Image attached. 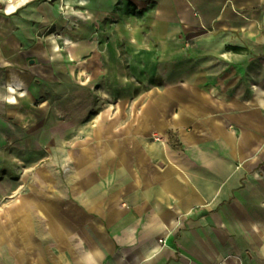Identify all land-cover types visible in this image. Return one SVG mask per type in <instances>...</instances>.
<instances>
[{
	"label": "crops",
	"instance_id": "obj_1",
	"mask_svg": "<svg viewBox=\"0 0 264 264\" xmlns=\"http://www.w3.org/2000/svg\"><path fill=\"white\" fill-rule=\"evenodd\" d=\"M136 4L161 27L163 59L203 56V70L111 93L91 130L55 140L56 172L40 165L0 205V264H264V53L229 49L217 28L236 12L264 52V0ZM10 86L0 73L13 114Z\"/></svg>",
	"mask_w": 264,
	"mask_h": 264
},
{
	"label": "rangeland",
	"instance_id": "obj_2",
	"mask_svg": "<svg viewBox=\"0 0 264 264\" xmlns=\"http://www.w3.org/2000/svg\"><path fill=\"white\" fill-rule=\"evenodd\" d=\"M80 1L28 0L7 14L9 0H0V73L16 69L18 77H31L37 93L31 100L14 86L13 114L0 96V205L35 182L40 165L56 172L52 143L91 130L97 112L109 105V94L133 100L172 82L194 81L203 70V56L162 58L161 27L145 17L136 0ZM245 27L244 17L230 9L217 25L227 46L248 58L263 55L245 37ZM51 35L58 50L52 49Z\"/></svg>",
	"mask_w": 264,
	"mask_h": 264
},
{
	"label": "bare ground",
	"instance_id": "obj_3",
	"mask_svg": "<svg viewBox=\"0 0 264 264\" xmlns=\"http://www.w3.org/2000/svg\"><path fill=\"white\" fill-rule=\"evenodd\" d=\"M28 2V0H20V2L17 4L15 2V0H9V2L6 4L5 6V12L7 14H12L14 12L17 11L18 6L20 5H24ZM87 3L86 0H81L79 2L80 5H85ZM49 42L50 44H52V49L53 50H58V44L56 43V40L54 38V36H49ZM67 43H70L67 39ZM42 52H44V50L42 49ZM6 78L7 81L13 82L15 84V86H19V89L24 88V91L26 93H28V95L30 96V98H32V100H35L37 98V96L34 94V92L32 91V89L28 86V82L26 80H24L22 77H18V72L16 69H7L6 71ZM8 89L10 90V92L13 91V88L10 86L8 87ZM20 94H22V91H20ZM10 100L14 98V96L10 95L9 96ZM15 102V101H13Z\"/></svg>",
	"mask_w": 264,
	"mask_h": 264
},
{
	"label": "trees",
	"instance_id": "obj_4",
	"mask_svg": "<svg viewBox=\"0 0 264 264\" xmlns=\"http://www.w3.org/2000/svg\"><path fill=\"white\" fill-rule=\"evenodd\" d=\"M229 49H232V50H234V51H236V52H239L240 50H239V48H235V47H229Z\"/></svg>",
	"mask_w": 264,
	"mask_h": 264
},
{
	"label": "built area",
	"instance_id": "obj_5",
	"mask_svg": "<svg viewBox=\"0 0 264 264\" xmlns=\"http://www.w3.org/2000/svg\"><path fill=\"white\" fill-rule=\"evenodd\" d=\"M157 139V138H156Z\"/></svg>",
	"mask_w": 264,
	"mask_h": 264
}]
</instances>
